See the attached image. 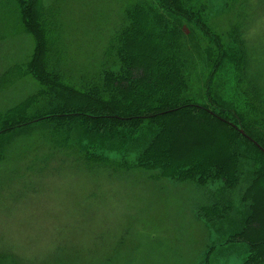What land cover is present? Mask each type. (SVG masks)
<instances>
[{
	"label": "trees",
	"instance_id": "16d2710c",
	"mask_svg": "<svg viewBox=\"0 0 264 264\" xmlns=\"http://www.w3.org/2000/svg\"><path fill=\"white\" fill-rule=\"evenodd\" d=\"M238 2L227 1V14ZM64 3L0 0V41L15 34L29 45L25 56L8 58L0 92L25 79L35 84L22 100L0 107V166L24 160L28 170L40 171L55 162L191 185L205 201L204 226L246 245L243 264H264V85L254 79L244 26L232 23L218 34L197 0H158V7L122 0L115 14L104 15L103 7L87 14L80 35L101 47L75 65L67 55L74 27ZM197 117L221 136L222 161L176 157L174 132L198 124ZM126 125L151 136L119 160L81 150L90 132L112 134Z\"/></svg>",
	"mask_w": 264,
	"mask_h": 264
},
{
	"label": "rangeland",
	"instance_id": "374dc122",
	"mask_svg": "<svg viewBox=\"0 0 264 264\" xmlns=\"http://www.w3.org/2000/svg\"><path fill=\"white\" fill-rule=\"evenodd\" d=\"M157 1L150 0L154 7ZM227 1L197 0L218 34L232 23L244 26L254 79L264 85V0H239L228 14ZM120 2L65 0L62 4L68 16L65 21L74 27L66 43L75 65L85 62L87 54H98L101 47L98 40L80 35L89 22L87 14L96 7H103L104 15L115 14ZM167 16L173 17V12ZM194 26L193 21L191 30ZM7 35L0 41V75L6 72L9 57H23L29 47L24 37ZM230 56L228 52L226 57ZM205 69L199 67L200 76ZM225 72L230 74L228 69ZM34 87L33 81L25 79L16 88L0 92V107L22 100ZM204 105L212 108L207 100ZM195 120L198 124L174 132L176 157L222 161L217 129L203 117ZM145 134L137 136L128 125L112 134L92 131L81 140L80 148L119 160L129 146L150 138L151 133ZM27 166L24 160L0 166V264H243L249 254L246 245L228 243L226 234L204 226L205 201L191 185L168 180L159 185L146 181L145 173L120 170L113 174L100 167L85 171L54 162L34 171Z\"/></svg>",
	"mask_w": 264,
	"mask_h": 264
}]
</instances>
